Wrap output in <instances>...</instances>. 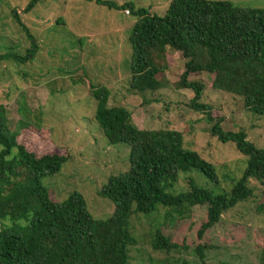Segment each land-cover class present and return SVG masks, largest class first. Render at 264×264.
<instances>
[{"label": "trees", "instance_id": "16d2710c", "mask_svg": "<svg viewBox=\"0 0 264 264\" xmlns=\"http://www.w3.org/2000/svg\"><path fill=\"white\" fill-rule=\"evenodd\" d=\"M41 1L29 0L24 12ZM86 1L134 18L128 35L127 92L144 96L161 90L168 84L163 71L166 57L177 54L183 72L176 90L192 92L188 107L213 123L210 135L218 142L234 143L246 157V166L229 191L219 189L215 194L199 187L193 172L216 187L218 176L213 165L183 147L181 132L137 128L125 108L108 106L106 87L89 84L96 101L95 122L106 141L129 147L128 170L109 177L98 192L112 203L113 212L105 220H96L79 193L62 202L51 200L42 179L59 174L67 155L55 150L48 132L29 126L11 130L0 105V264H129L131 250L138 244L130 229L133 214L150 216L160 206L183 219L190 209L206 207V220L197 232L202 239L224 212L252 198L251 180L264 184V149L249 142L243 129L223 130L224 116H213L219 110L201 102L205 86L189 79L209 75L211 90L239 98L244 111L264 117V8L239 7L228 0H171L163 15H158L129 1ZM13 16L30 48L23 56L0 54V62L12 59L21 64L34 59L38 45L18 14ZM25 133L32 135L29 142L40 156L27 149L22 140ZM180 174H189L187 190L174 187ZM149 246L164 254L166 264L175 253L190 250L158 228ZM209 249L203 243L191 249L198 260L193 264H206Z\"/></svg>", "mask_w": 264, "mask_h": 264}, {"label": "rangeland", "instance_id": "374dc122", "mask_svg": "<svg viewBox=\"0 0 264 264\" xmlns=\"http://www.w3.org/2000/svg\"><path fill=\"white\" fill-rule=\"evenodd\" d=\"M109 1L133 2L163 15L171 0ZM228 1L239 7L264 8V0ZM28 2L0 0V54L23 56L30 48V41L13 18V12L38 45L31 61L0 62V105L5 109L11 130L19 132L23 126H29L48 132L55 150L67 155L59 174L42 179L51 200L62 202L79 193L90 215L105 220L111 216L113 205L98 192L109 177L129 168V147L108 144L95 122L96 101L90 96L89 84L106 87L110 92L108 106L125 108L137 128L181 132L183 147L213 165L218 176L216 187L217 184L193 172L199 187L216 194L219 189L229 191L241 178L246 157L234 143H221L210 135L213 123H207L188 107L193 97L191 91L176 90L183 72V61L177 54L166 57L163 71L168 84L161 90L144 96L127 92L132 16L86 0H42L31 11L24 12ZM189 79L205 86L201 102L219 110L213 116H224L223 130L243 129L249 142L264 149V117L244 111L239 98L211 90L209 75H191ZM31 136L25 133L22 140L27 142L29 152L40 156L29 142ZM188 175L180 174L174 186L176 191L188 189ZM249 186L254 190L252 198L224 212L220 222L202 239L197 232L206 220V207L190 209L183 219L160 206L150 216L133 214L130 229L138 244L131 250L129 264L168 262L163 253L154 252L149 246L157 228L172 242L190 248L172 255L170 264L196 263L191 249L201 243L210 247L206 264H264V184L251 180Z\"/></svg>", "mask_w": 264, "mask_h": 264}]
</instances>
